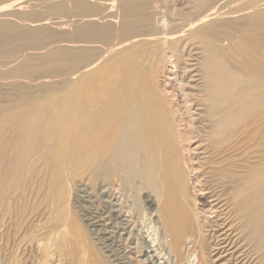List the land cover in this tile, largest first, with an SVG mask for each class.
I'll return each instance as SVG.
<instances>
[{
    "label": "bare ground",
    "instance_id": "6f19581e",
    "mask_svg": "<svg viewBox=\"0 0 264 264\" xmlns=\"http://www.w3.org/2000/svg\"><path fill=\"white\" fill-rule=\"evenodd\" d=\"M0 83V264H106L68 209L97 182L165 264H264V0L0 4Z\"/></svg>",
    "mask_w": 264,
    "mask_h": 264
},
{
    "label": "rangeland",
    "instance_id": "374dc122",
    "mask_svg": "<svg viewBox=\"0 0 264 264\" xmlns=\"http://www.w3.org/2000/svg\"><path fill=\"white\" fill-rule=\"evenodd\" d=\"M2 1L4 2L2 3ZM2 1L0 0L1 6L9 5V7H14L16 5H19L20 2L22 3L24 0L22 1L9 0V2L8 0H6L7 2L6 4H5V0H2ZM11 1L12 3L13 2L14 3L12 4ZM0 85H1L0 86L1 87L0 88V102L1 101L4 102L6 99H8V95H12V94L16 95V93L18 94V90L16 88L13 89L9 85H8L9 88L8 86L6 88L5 87V85H7L6 83H2V84L0 83ZM61 93L62 92H57L58 95H60ZM99 186H100V182H97L93 185V188H92L93 192L91 191V198H89V196H87L86 193H85V196H83L82 193L80 192L81 197L83 196L82 198L79 196V194H78L79 197L76 195L75 197L71 196V198H73L76 201V203H74L75 201L72 199L70 201L72 205L70 204V202H68L69 203L68 209L73 210V211L71 210L70 212L72 214H76L75 216L76 217L78 216L77 217L79 219L78 221H80L81 225L83 224L82 227L86 228V229L84 228V231L85 230L87 231V232L85 231V234L87 233L86 235L89 236L88 237L89 243L93 246H96L95 248H97L98 250L97 254L99 255L101 254V257L103 256L102 258H104L106 264H147L148 261H152V260L154 261L155 264H165L164 263L165 260L164 258H161L162 257L161 255L163 251H165L166 247H168V245L167 243H165L166 241L165 239H164L165 241L164 240L162 241L161 239L162 236L160 235L161 232L159 229L160 224L158 223V220L156 219L158 217L155 216L156 215V212H154L155 210L149 207V205H146L147 203L145 202L142 194L134 191L128 194V199H127L126 198L127 194L122 195L123 196L122 197V196H118L121 194L118 193L117 195L116 191H112L108 194L109 196L108 195L104 196L105 194L103 193L101 186L100 187ZM38 188H40L39 185H38ZM130 194H134L135 196L131 195L132 197H129ZM76 197H78L79 199H77ZM71 207H74V208H71ZM97 207H100V209H104L109 215V219L106 220V222H108L106 223L107 225L106 227L101 226V225H94L93 222L91 221L92 215L96 214L95 208ZM152 225H154L153 229L155 228L154 229L155 231L157 229V232L152 230V227H151ZM106 228L109 231L112 230L110 234L107 232ZM151 231L154 233H157V235L156 234L153 235ZM111 234L112 235L114 234V235L112 236ZM152 237L154 238L153 240H152ZM162 242H164V244H162ZM142 244L144 245L142 246ZM161 248L162 249L165 248V249L162 251ZM160 249L162 252L160 251ZM138 255H139V258L137 259ZM165 257H168L167 254ZM137 260H139L140 263ZM57 263L58 261L55 262V264ZM172 263H175V262H172Z\"/></svg>",
    "mask_w": 264,
    "mask_h": 264
}]
</instances>
